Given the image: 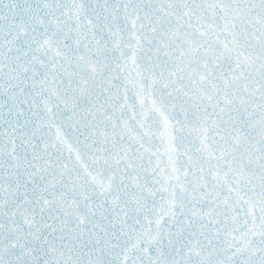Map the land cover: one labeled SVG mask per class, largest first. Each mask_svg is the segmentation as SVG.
I'll use <instances>...</instances> for the list:
<instances>
[{"label": "snow or ice", "instance_id": "snow-or-ice-1", "mask_svg": "<svg viewBox=\"0 0 264 264\" xmlns=\"http://www.w3.org/2000/svg\"><path fill=\"white\" fill-rule=\"evenodd\" d=\"M0 264H264V0H0Z\"/></svg>", "mask_w": 264, "mask_h": 264}]
</instances>
